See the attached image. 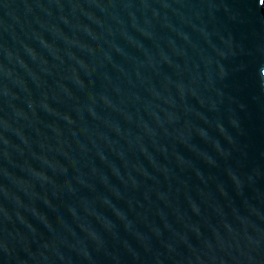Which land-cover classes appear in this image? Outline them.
<instances>
[{"label":"water","instance_id":"1","mask_svg":"<svg viewBox=\"0 0 264 264\" xmlns=\"http://www.w3.org/2000/svg\"><path fill=\"white\" fill-rule=\"evenodd\" d=\"M0 264H264V0H0Z\"/></svg>","mask_w":264,"mask_h":264}]
</instances>
